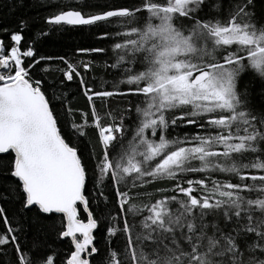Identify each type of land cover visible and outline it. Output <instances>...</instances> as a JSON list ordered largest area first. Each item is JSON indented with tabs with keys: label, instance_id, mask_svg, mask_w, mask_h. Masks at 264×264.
Masks as SVG:
<instances>
[{
	"label": "snow or ice",
	"instance_id": "1",
	"mask_svg": "<svg viewBox=\"0 0 264 264\" xmlns=\"http://www.w3.org/2000/svg\"><path fill=\"white\" fill-rule=\"evenodd\" d=\"M41 6L0 23V264H264V0Z\"/></svg>",
	"mask_w": 264,
	"mask_h": 264
},
{
	"label": "trees",
	"instance_id": "2",
	"mask_svg": "<svg viewBox=\"0 0 264 264\" xmlns=\"http://www.w3.org/2000/svg\"><path fill=\"white\" fill-rule=\"evenodd\" d=\"M67 2V0H65ZM89 3H96L100 5L108 3L122 2V0H88ZM43 0H0V23L7 25H14L19 18H28L30 20L29 29L25 32V38L35 34L41 27L40 16L46 14V9L41 5ZM95 11L96 9H91ZM66 31L62 30L58 33H53L46 40L38 45L39 52L41 54L48 53L52 55H60L67 53H74L75 49L79 46L89 47L97 46V41L95 40L94 33L95 28L91 30L83 26H65ZM101 47H107V42H101L99 44ZM109 55H111L109 51ZM95 56V54H93ZM85 59L91 57H84ZM96 63L103 64L104 57L100 56L96 58ZM53 67L55 65L53 64ZM103 69L96 71L95 73H90L89 75H95L99 81L102 77ZM52 77L49 76V79ZM70 93L68 99L73 107H84L86 101L81 95L78 94L77 84L72 83L66 89ZM99 101L97 104L99 105ZM56 108H59V104H56ZM89 135H91V130H89ZM9 208L10 210L14 208L12 204L0 205ZM47 223V222H45ZM37 231L36 225H30L28 229V237L31 240L34 233ZM100 232L97 231V237L100 236ZM23 238V237H22ZM43 238V237H41ZM49 243L60 252L66 251L67 247L70 245V241L57 240L55 234H50L47 237Z\"/></svg>",
	"mask_w": 264,
	"mask_h": 264
}]
</instances>
